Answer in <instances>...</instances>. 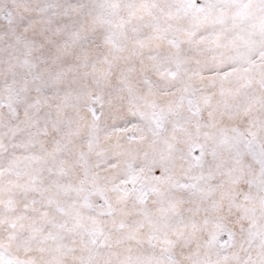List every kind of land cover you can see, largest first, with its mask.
Returning <instances> with one entry per match:
<instances>
[{
	"label": "snow or ice",
	"instance_id": "6c2138e0",
	"mask_svg": "<svg viewBox=\"0 0 264 264\" xmlns=\"http://www.w3.org/2000/svg\"><path fill=\"white\" fill-rule=\"evenodd\" d=\"M0 264H264V0H0Z\"/></svg>",
	"mask_w": 264,
	"mask_h": 264
}]
</instances>
